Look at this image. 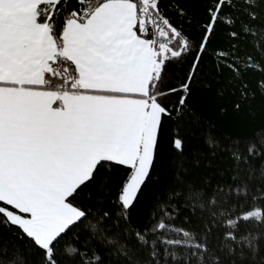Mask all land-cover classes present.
<instances>
[{
  "label": "snow or ice",
  "instance_id": "6c2138e0",
  "mask_svg": "<svg viewBox=\"0 0 264 264\" xmlns=\"http://www.w3.org/2000/svg\"><path fill=\"white\" fill-rule=\"evenodd\" d=\"M188 2L0 0V264H264V129L205 135L189 105L264 101V0Z\"/></svg>",
  "mask_w": 264,
  "mask_h": 264
},
{
  "label": "trees",
  "instance_id": "16d2710c",
  "mask_svg": "<svg viewBox=\"0 0 264 264\" xmlns=\"http://www.w3.org/2000/svg\"><path fill=\"white\" fill-rule=\"evenodd\" d=\"M169 0H161L162 8L166 14L173 17V22L176 23L174 12H168ZM183 6L188 8L190 13L195 12L197 14L203 11L202 6L197 3V0H189L187 4ZM187 27V25H185ZM192 31V29H189ZM187 71V65H173L168 69L169 83L178 84L179 79ZM172 99H175L173 97ZM190 107L198 113L201 119V128L205 135H212L216 137L230 136L233 139L240 138L242 141L253 137L254 133L258 130L264 129V101L257 98L251 103V106L245 105L243 110L239 114H235L232 111L231 100L225 98L223 100L215 96L214 93L205 92L203 90L195 91L193 97L189 101ZM221 106L228 108L227 115H221L219 109ZM166 126L167 128L170 126ZM168 150L165 146L163 152V162L158 165L157 169L153 172L152 178L148 181L147 185L139 193V198L132 209V223L138 227H143L147 221L149 211L153 206V201L156 197L160 196L171 184L172 174L168 169ZM205 175L211 177L212 183L215 184L218 177L214 171H209ZM119 177H117V183ZM116 192V184L112 186L110 193L106 194L103 202L99 204V207L108 210L112 207L111 201ZM84 203H88L86 196L82 197ZM96 199L91 201L93 207L96 206ZM189 215L187 210H182L179 218L176 220L177 224L183 222V217ZM190 227V225H186ZM7 235V233H6ZM20 247L23 249L24 244L22 241H17Z\"/></svg>",
  "mask_w": 264,
  "mask_h": 264
}]
</instances>
